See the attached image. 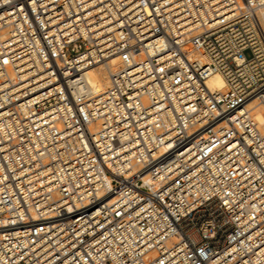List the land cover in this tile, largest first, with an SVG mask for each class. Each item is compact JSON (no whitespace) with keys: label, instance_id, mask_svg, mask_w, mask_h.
<instances>
[{"label":"built area","instance_id":"1","mask_svg":"<svg viewBox=\"0 0 264 264\" xmlns=\"http://www.w3.org/2000/svg\"><path fill=\"white\" fill-rule=\"evenodd\" d=\"M263 8L0 0V264H264Z\"/></svg>","mask_w":264,"mask_h":264},{"label":"bare ground","instance_id":"2","mask_svg":"<svg viewBox=\"0 0 264 264\" xmlns=\"http://www.w3.org/2000/svg\"><path fill=\"white\" fill-rule=\"evenodd\" d=\"M260 19L264 26V8L260 11ZM117 66V58H112L106 63L98 64L97 66L90 68L86 72L85 84L96 93L104 91L110 83V74L117 69ZM209 85L213 89H223L225 87V80L221 75L217 74L210 79ZM255 115L260 121L261 129L264 133V106L257 107L255 109Z\"/></svg>","mask_w":264,"mask_h":264},{"label":"rangeland","instance_id":"3","mask_svg":"<svg viewBox=\"0 0 264 264\" xmlns=\"http://www.w3.org/2000/svg\"><path fill=\"white\" fill-rule=\"evenodd\" d=\"M246 55H247V57H249V58L252 57L251 52H247Z\"/></svg>","mask_w":264,"mask_h":264}]
</instances>
